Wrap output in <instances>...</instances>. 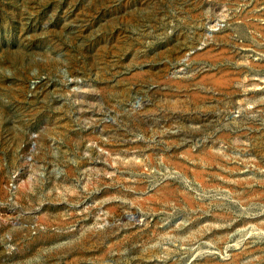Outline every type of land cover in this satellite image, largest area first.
I'll return each instance as SVG.
<instances>
[{
    "label": "rangeland",
    "instance_id": "1",
    "mask_svg": "<svg viewBox=\"0 0 264 264\" xmlns=\"http://www.w3.org/2000/svg\"><path fill=\"white\" fill-rule=\"evenodd\" d=\"M0 264H264V0H0Z\"/></svg>",
    "mask_w": 264,
    "mask_h": 264
}]
</instances>
